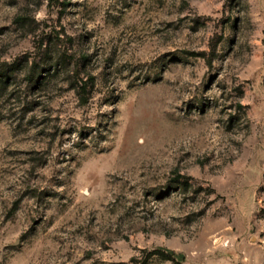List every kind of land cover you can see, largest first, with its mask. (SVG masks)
Segmentation results:
<instances>
[{
	"label": "rangeland",
	"instance_id": "1",
	"mask_svg": "<svg viewBox=\"0 0 264 264\" xmlns=\"http://www.w3.org/2000/svg\"><path fill=\"white\" fill-rule=\"evenodd\" d=\"M12 62L0 264H264V0H0Z\"/></svg>",
	"mask_w": 264,
	"mask_h": 264
},
{
	"label": "trees",
	"instance_id": "2",
	"mask_svg": "<svg viewBox=\"0 0 264 264\" xmlns=\"http://www.w3.org/2000/svg\"><path fill=\"white\" fill-rule=\"evenodd\" d=\"M32 63L33 64L28 67L29 72L26 78L30 87H34V81L36 80V78L40 77V75L38 74L39 71L37 72V70L42 69L41 65L38 64L36 60L32 61ZM26 64H16V62H12L10 64H4V66H0V96L2 92L7 90V88L10 86L12 80L11 78L14 77V73H20L27 69ZM56 64L59 63H53V65L49 66L48 70L50 71V74H54L53 72H55ZM77 82V89L85 92L86 85L88 84L87 81H84L80 78ZM78 92L80 93L81 91ZM161 255L163 256V258L171 260L174 264H180L185 260V255L183 253H177L174 250H168L165 253L161 252Z\"/></svg>",
	"mask_w": 264,
	"mask_h": 264
}]
</instances>
